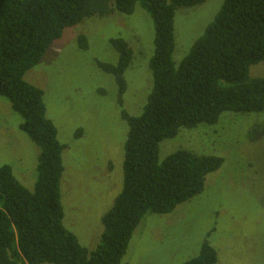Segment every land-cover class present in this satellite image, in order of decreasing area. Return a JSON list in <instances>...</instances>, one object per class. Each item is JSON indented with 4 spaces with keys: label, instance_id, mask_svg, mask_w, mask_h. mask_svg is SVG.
Masks as SVG:
<instances>
[{
    "label": "trees",
    "instance_id": "trees-1",
    "mask_svg": "<svg viewBox=\"0 0 264 264\" xmlns=\"http://www.w3.org/2000/svg\"><path fill=\"white\" fill-rule=\"evenodd\" d=\"M206 0H0V96L19 114V128L38 147L36 179L25 187L8 164H0V264H120L140 220L150 212L170 213L204 189L206 175L223 159L178 149L159 160V144L181 127L216 124L224 112L264 111V75L250 67L264 61V0H223L213 19L179 62L175 14ZM139 4L153 20L152 84L143 111L122 110L128 126L122 188L102 215L103 231L89 250L63 224L60 183L64 171L54 123L43 91L25 80L64 30L89 17L131 14ZM78 36V46H86ZM116 63L100 62L126 90L124 72L133 50L112 38ZM81 134L80 129L75 135ZM216 250L204 240L197 255L181 264H215Z\"/></svg>",
    "mask_w": 264,
    "mask_h": 264
},
{
    "label": "rangeland",
    "instance_id": "rangeland-1",
    "mask_svg": "<svg viewBox=\"0 0 264 264\" xmlns=\"http://www.w3.org/2000/svg\"><path fill=\"white\" fill-rule=\"evenodd\" d=\"M222 2L206 0L176 10V62ZM80 34L87 38L84 48L78 46ZM116 37L133 50L124 72L122 106L114 78L99 66L116 63L118 53L110 44ZM153 37V20L139 4L129 15L89 17L66 28L24 76L42 89L46 115L65 145L60 183L63 224L89 250L96 248L103 231L101 217L122 188L128 131L122 110L130 115L143 111L152 84ZM250 75L263 76L264 61L252 65ZM20 122L9 100L0 96V164H8L32 189L39 149L20 130ZM178 149L216 155L223 162L206 175L201 193L170 213H147L120 264H181L198 254L204 240L216 250L215 264H264V111L224 112L216 124L181 127L176 136L160 142L159 160Z\"/></svg>",
    "mask_w": 264,
    "mask_h": 264
}]
</instances>
